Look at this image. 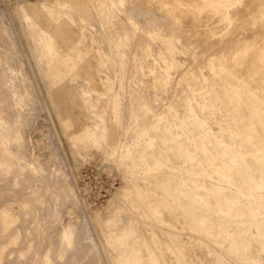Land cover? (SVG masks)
<instances>
[{
  "label": "bare ground",
  "instance_id": "obj_1",
  "mask_svg": "<svg viewBox=\"0 0 264 264\" xmlns=\"http://www.w3.org/2000/svg\"><path fill=\"white\" fill-rule=\"evenodd\" d=\"M16 1L31 74L47 83L56 115L70 114L63 127L87 123L68 133L77 167L97 145L125 173L126 190L87 216L101 227L128 217L106 237L116 251L112 264H264V0H107L112 15L84 0L79 6L96 21L84 15L45 27L29 9L54 14L78 1ZM12 27L11 46L21 52ZM25 73L18 78L28 89ZM16 86L15 104L19 98L23 105L25 90ZM93 91L101 95L93 99ZM96 106L100 113L90 115ZM17 133L0 114V167L35 173L22 205L30 208L52 189L76 208L62 161L55 157L46 167L38 156L30 160L5 146ZM63 228L59 255L78 236L70 222ZM53 243L42 264L53 263Z\"/></svg>",
  "mask_w": 264,
  "mask_h": 264
},
{
  "label": "rangeland",
  "instance_id": "obj_2",
  "mask_svg": "<svg viewBox=\"0 0 264 264\" xmlns=\"http://www.w3.org/2000/svg\"><path fill=\"white\" fill-rule=\"evenodd\" d=\"M22 1L27 4L36 2V0ZM49 1L58 4L62 0ZM76 1H78V5L70 4L64 8L65 10L54 14L49 10L40 12L32 8L29 9V12L36 15L37 12L41 14V16L36 17L40 20L42 27H45L46 21L70 23L79 20L84 15H89V22L98 19L95 13H90L88 9L79 6L84 3V0ZM95 1L98 5H102L100 10L102 14H114L115 10L104 6L109 0ZM2 3L3 0L0 1V21L2 15H7L8 12V23H0V50L3 52L0 53V57L2 56L0 58V114L9 122L10 131L15 130L19 135L17 139L15 136L13 138L9 136L7 142H4L5 146L18 153L25 152L30 160L38 156L41 163L46 167H50L55 157L62 161L58 160L61 164H59L60 169L64 172L65 177L69 178L68 181L71 183L74 192V204L78 202L76 204L79 206L75 204L76 208H74L72 201L67 199L63 193L56 194L50 189L43 193V201L37 200L33 202L30 208H25L22 205L21 198H26V196L33 193V184L36 183L35 173L28 166L22 168V170L16 169L14 172L0 167V264H42L40 258L46 252L48 247L46 245L49 242H54V246L49 252L53 260L52 264H112L111 257L116 254V251L106 237L127 226L128 217L124 215L120 222H104L103 227H101L96 222L88 221L87 216L91 209L96 210L106 206L108 200L118 190L123 192L126 190L125 173L113 161L104 159L101 153L102 148H98L97 145L88 146L84 151V155L89 157L88 160L77 167V158L68 133L73 134L87 123L84 121L80 126L75 124L70 127L61 125L62 118L68 119L71 116L67 113L56 115L47 83L38 74L34 75L30 72L31 69L35 71L36 68L33 59L30 57L29 42L21 29V19L14 10L17 1L4 0V3ZM5 7L7 10L4 9ZM185 13H187V17H190L191 12L187 11ZM193 14L194 12L191 17ZM121 23L120 20L114 26L121 28ZM11 27L16 30L15 37L18 39L21 52L17 46H11L13 40L10 34ZM24 55L29 58L27 60L31 66L30 70L29 64L24 61ZM22 70L26 71V82L29 81L28 89H25L26 87L19 80L21 75L19 73ZM82 81V77L75 80L79 85ZM14 82L17 85L15 89L18 88L19 92L25 90L23 105L19 104V98H16L18 103L15 104L11 92ZM19 85L22 87H19ZM100 95V91L92 92L93 99ZM122 112L123 118H126L127 113L124 104ZM94 113H100V107L96 106L94 110H90V115ZM105 115V117L108 116V114ZM23 144L28 146V151H23ZM68 174L71 175L68 176ZM104 188L109 189L110 192L104 193L107 192ZM99 193L107 196L98 201ZM134 204L132 203V206ZM77 206L79 209H77ZM136 211L140 216L143 215L141 209L138 208ZM67 222L72 224L79 237L76 236L73 246L67 252L59 255L57 250L59 237L57 234L63 231L64 224ZM122 237L123 235H120L119 239Z\"/></svg>",
  "mask_w": 264,
  "mask_h": 264
},
{
  "label": "built area",
  "instance_id": "obj_3",
  "mask_svg": "<svg viewBox=\"0 0 264 264\" xmlns=\"http://www.w3.org/2000/svg\"><path fill=\"white\" fill-rule=\"evenodd\" d=\"M104 189H105V191L107 190V192H104V193H108L109 189H107V188H104ZM109 192H110V191H109ZM100 194H102V193H99L98 198H97L98 201H100V199H101L102 197H106V196H107L106 194H102V195H100Z\"/></svg>",
  "mask_w": 264,
  "mask_h": 264
}]
</instances>
